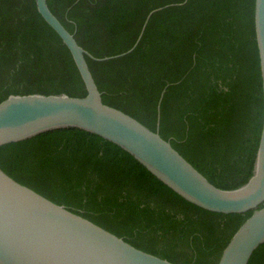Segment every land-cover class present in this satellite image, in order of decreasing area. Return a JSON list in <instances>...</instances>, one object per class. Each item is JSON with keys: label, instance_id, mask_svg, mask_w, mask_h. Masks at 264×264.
Listing matches in <instances>:
<instances>
[{"label": "trees", "instance_id": "trees-1", "mask_svg": "<svg viewBox=\"0 0 264 264\" xmlns=\"http://www.w3.org/2000/svg\"><path fill=\"white\" fill-rule=\"evenodd\" d=\"M47 3L88 52L104 103L158 130L217 187L233 189L248 181L263 124L255 0ZM166 5L151 15L132 52L102 61L91 57L130 49L147 15ZM31 93L82 97L87 90L70 50L41 16L36 0H0V102ZM0 168L175 264H217L253 212L217 213L190 203L121 147L75 127L0 146ZM248 264H264V243Z\"/></svg>", "mask_w": 264, "mask_h": 264}, {"label": "water", "instance_id": "water-1", "mask_svg": "<svg viewBox=\"0 0 264 264\" xmlns=\"http://www.w3.org/2000/svg\"><path fill=\"white\" fill-rule=\"evenodd\" d=\"M44 20L70 50L87 94H11L0 102V146L39 133L75 127L96 134L132 155L152 175L185 200L217 213L252 214L222 250L217 264H248L264 243V0H255V34L263 90V124L253 174L243 185L223 189L211 183L158 130L102 101L85 54L48 6L36 0ZM152 10L134 45L108 60L132 52L142 38ZM90 55V54H89ZM168 86V85H167ZM163 89L157 107L160 123ZM0 264H175L144 250L91 220L21 184L0 168Z\"/></svg>", "mask_w": 264, "mask_h": 264}]
</instances>
